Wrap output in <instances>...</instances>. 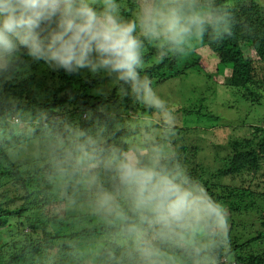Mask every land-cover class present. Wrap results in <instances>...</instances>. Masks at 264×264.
Wrapping results in <instances>:
<instances>
[{"label":"trees","instance_id":"obj_1","mask_svg":"<svg viewBox=\"0 0 264 264\" xmlns=\"http://www.w3.org/2000/svg\"><path fill=\"white\" fill-rule=\"evenodd\" d=\"M126 3L131 6L132 0ZM231 3L234 24L230 36L213 39L206 35L205 43L189 53L196 57L194 60H189V56L161 60L149 47L142 73L151 79L154 89L156 79H174L180 80L177 86L183 91L188 89L186 81L192 74L218 79L226 68H231V75L225 76L222 84L236 89L241 104L233 123H245L251 118L253 130L247 133L241 128L237 137L228 141L230 154L210 156L213 162L202 159L200 153L209 144L219 147L213 141L215 136L203 135L200 128L185 124L184 119V115H198L207 116L215 124L230 122L215 111L201 115L207 99L212 98L203 95L205 89L197 94L195 91L196 98L188 99V106H174V125L171 133L164 136L160 119L151 110L120 95L108 78L94 77L85 70L69 75L40 62L30 65L27 75L4 85L6 92L24 101L21 107L28 115L22 125H29L13 136L8 125L0 123V264H143L136 238L129 232L133 225L140 229L143 241L158 250L161 264H193L187 245L161 239L155 227L139 221L127 202L118 201L117 211H100L92 191L79 176L61 177L52 169L45 155L47 142L52 137L67 139L76 129L84 131L101 147L118 149L121 154L139 152L146 156L151 148L163 145L167 153L164 162L170 167L179 165L190 181L203 188L223 209L226 228L213 230L216 235L211 237V248L202 255L211 256L215 264H264V246L261 253L252 248L256 242H262L261 246L264 242V3ZM201 47H208L217 57L216 74L208 72L211 67L198 60L202 58L198 53ZM244 47L254 49L256 57L248 56ZM180 65L181 69L174 68ZM101 83L109 84L111 92L101 91ZM4 111L5 107L0 105V117ZM32 121L38 124L31 126ZM28 142L43 151L34 158L30 156L33 159L14 161L22 154L19 146ZM96 172L105 188L116 190L111 173L102 169ZM5 176L11 178L4 181ZM227 178L235 183H226ZM14 199L20 201L19 205L12 204ZM244 213L259 217L263 231L257 237L242 240L235 234ZM78 217L83 222L79 223ZM68 225L76 228L68 230ZM39 234H43L40 240ZM191 238L198 243L209 241L197 225L191 229ZM49 240L65 241L66 249L45 257L43 250L47 247L42 244L47 245ZM77 245L86 248L81 260L73 259L69 253Z\"/></svg>","mask_w":264,"mask_h":264},{"label":"clouds","instance_id":"obj_2","mask_svg":"<svg viewBox=\"0 0 264 264\" xmlns=\"http://www.w3.org/2000/svg\"><path fill=\"white\" fill-rule=\"evenodd\" d=\"M231 9V0H132L131 6L126 0H0V105L5 107L0 123L13 132L20 130L28 115L21 107L24 101L6 92L4 85L27 75L30 65L43 62L69 75L87 70L94 77L108 78L120 95L159 117L161 134L166 136L174 125L175 108L142 74L146 50L153 48L161 60L183 57L205 43L206 35L230 36ZM45 155L61 177L81 178L98 210L117 211L123 200L141 223L157 229L161 239L187 245L193 264H215L202 253L211 248L213 230L226 228L223 209L179 165L164 162L163 145L151 148L146 156L121 154L76 129L67 139L50 138ZM97 169L113 175L116 190L105 188ZM193 225L209 237L207 243L191 238ZM129 232L136 238L143 264H161L158 250L143 241L140 229L133 225Z\"/></svg>","mask_w":264,"mask_h":264},{"label":"rangeland","instance_id":"obj_3","mask_svg":"<svg viewBox=\"0 0 264 264\" xmlns=\"http://www.w3.org/2000/svg\"><path fill=\"white\" fill-rule=\"evenodd\" d=\"M262 11H264V9H262ZM244 50L246 52V54L250 57L254 56L256 57V52L254 51V49L249 48V47H244ZM199 56L201 55V60L198 59L199 61H201L200 63L204 66H209L211 67L209 69L208 72L210 73H214L216 74V70L215 69V65L218 63L217 57L213 56L211 54V51L208 49V47H204V48H200L198 50ZM187 57L189 56V60H194L196 57L191 55H186ZM214 64V66H213ZM174 68L177 69H181L182 65L180 66H174ZM168 69V68H167ZM220 70V69H219ZM87 71V70H85ZM192 71V70H191ZM194 72V71H192ZM220 75V79H214V78H209V79H205V75H200L197 76V74H192L190 75V77L187 79L188 81H190L191 79L193 81V84L188 83V81H186L187 84V88L188 89H184L183 91L180 89L179 85L180 80H164L162 82H159L161 80L156 79L154 82L155 85V89L156 91L165 99L169 100L173 106H179V107H185L189 105V101L188 99H190L191 97L196 98V95H193V93L196 91V94L199 93L200 89H205L206 91L204 92L203 95H205L207 98L212 97L210 99H207L208 101L206 102L207 106L206 109L203 110V112L201 113L202 116L206 115L205 113L209 112V111H215L216 114H222L225 115V119L230 121V122H217L216 124L213 123L214 120L212 119H208L207 116L204 117H200L198 115H184V119H185V124L189 125V126H194L197 128L201 129V132L203 133V135H207L210 138L214 137L213 141H216L219 143V147L215 146V145H207L206 147H204V150L201 151L200 155L201 158L204 159L205 161H210L213 162V159L210 160V156H214L217 155H221V156H227L230 154L231 149L230 146L228 145V143L236 136L239 134V132L242 129H245V131H247V133H249L251 130H253L251 123H253V120L251 118L247 119L245 123H233L235 116H237L238 113V106H241V104H238L240 101L238 100V97L236 96L235 92L236 89H232L229 87V85L227 86V84L225 85L223 82L224 77L226 76H230L231 75V68L228 67L224 74H219ZM220 82V83H219ZM102 85V86H101ZM100 85V89L101 91H105L107 93V90L110 91L111 88L109 86V84L107 83H101ZM100 91V92H101ZM111 92V91H110ZM109 92V93H110ZM185 92V93H184ZM187 92V93H186ZM217 93V94H216ZM238 94V93H237ZM215 95V96H214ZM188 98H187V97ZM24 100H28V98H26V96L23 97ZM193 104V103H192ZM209 108V109H208ZM136 115L133 114V118ZM246 123L249 124V126H246ZM31 126H36L37 124H34V122L32 121ZM29 123H26L25 125H22L20 130L18 132H12L13 136L15 135H19L23 130H25L26 126H28ZM182 125H184L182 123ZM237 137V136H236ZM210 141V140H209ZM229 141V142H228ZM11 142H15V138H11ZM19 148L23 149L22 150V154L20 155V158H16L14 159V161L17 162V160H21L22 159H33L35 155H39L40 154V150L41 152L43 151L42 148H40L38 145H35L34 143H24L23 145L19 146ZM30 156H33V158H31ZM204 156L208 157L209 159L204 158ZM3 166L0 167V171L2 169ZM216 167V166H215ZM9 178L11 177H4V181H6L7 179L9 180ZM239 181H237L236 184H238ZM226 183H229L230 185L233 183H235V180H232L230 178H227ZM264 188V186H263ZM13 196V195H12ZM20 202L19 200L14 199V202H12V204H14V206L19 205ZM79 215V214H78ZM246 215V216H244ZM77 220H79L81 222H83V220L78 217L76 218ZM242 223H239V228L236 227L235 228V234H237L242 240H244V237L249 238V237H257L259 235V233H261L263 231V226L260 225V219L259 217H256L253 214L247 213V214H243V219L241 221ZM85 224V223H83ZM68 230H74L76 228L68 225ZM39 240L43 238V234H39L38 235ZM97 242V241H95ZM66 242L65 241H61V240H49L47 245H43V247H47L46 249L43 250V255L45 257H48L52 252L55 251H59V250H64L66 249L63 248L64 244ZM262 242H256L252 245V248L256 251H258L259 253H261V251H263V246H264V242L263 245L261 246L260 244ZM258 244V245H257ZM83 248H85L82 245H77L76 249H72L73 252H69L70 256L73 259H77V260H81L82 257L84 256V254L86 253L85 250H83ZM86 249V248H85ZM244 250V249H242ZM53 255V254H52ZM51 256V255H50ZM48 258H45L44 260H47ZM54 262V261H53ZM54 264V263H53Z\"/></svg>","mask_w":264,"mask_h":264}]
</instances>
